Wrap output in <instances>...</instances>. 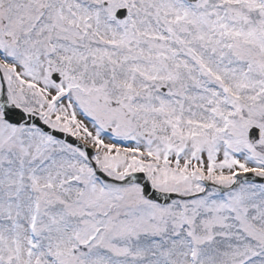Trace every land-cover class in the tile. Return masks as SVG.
Instances as JSON below:
<instances>
[{
  "label": "snow or ice",
  "instance_id": "6c2138e0",
  "mask_svg": "<svg viewBox=\"0 0 264 264\" xmlns=\"http://www.w3.org/2000/svg\"><path fill=\"white\" fill-rule=\"evenodd\" d=\"M0 264H264V0H0Z\"/></svg>",
  "mask_w": 264,
  "mask_h": 264
}]
</instances>
